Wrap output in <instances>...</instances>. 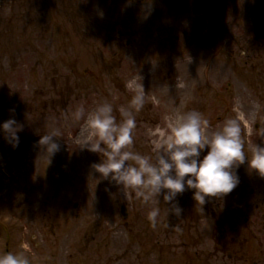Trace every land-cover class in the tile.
I'll list each match as a JSON object with an SVG mask.
<instances>
[{"label": "rangeland", "instance_id": "rangeland-1", "mask_svg": "<svg viewBox=\"0 0 264 264\" xmlns=\"http://www.w3.org/2000/svg\"><path fill=\"white\" fill-rule=\"evenodd\" d=\"M217 4L178 0L157 10L128 0H0V123L14 117L23 124L18 147L0 134V252L23 250L32 264H191L197 250L210 248L198 239L214 231L208 210L215 201L218 218L230 221L228 237L246 242L247 257L257 259L260 175L247 162L232 192L207 199L200 222L182 227L181 217L164 215L161 196V223L153 228L149 206L100 177L92 168L100 154L74 142L78 105L108 99L119 119V106L133 95L128 85L138 81L148 102L137 114L134 150L150 154L157 130L192 109L209 130L238 117L246 150L264 144V108L254 109L264 106V56L254 32L264 0ZM53 127L63 137L55 138L60 150L47 166L37 142ZM191 198L177 197L183 210Z\"/></svg>", "mask_w": 264, "mask_h": 264}, {"label": "clouds", "instance_id": "clouds-1", "mask_svg": "<svg viewBox=\"0 0 264 264\" xmlns=\"http://www.w3.org/2000/svg\"><path fill=\"white\" fill-rule=\"evenodd\" d=\"M182 82L176 87L183 88ZM133 95L126 105L118 108L119 119L113 103L104 99L89 109L81 103L71 113L74 122H82L74 142L80 149L100 154L101 159L92 164L95 172L122 190H131L144 205L149 206L147 219L155 228L161 223V196L167 205L164 215L181 216L179 194L192 189L193 198L205 211L210 197H223L238 186L237 169L247 162V167L264 177V144H249L245 149L242 126L238 117L226 118L223 124L209 130V121L202 112L192 109L170 117L166 128L157 130L151 142L150 154L134 150L137 114L148 102L142 82L128 85ZM264 106L256 103L254 109ZM14 111V109H11ZM23 124L14 117L0 123V134L12 147H18ZM264 136V131L260 133ZM63 137L59 127H53L40 136L38 145L48 156V164L60 150L57 139ZM207 149L205 155L201 153ZM181 231L179 225H170ZM35 238V237H34ZM0 264H32L25 251L0 252Z\"/></svg>", "mask_w": 264, "mask_h": 264}, {"label": "flooded vegetation", "instance_id": "flooded-vegetation-1", "mask_svg": "<svg viewBox=\"0 0 264 264\" xmlns=\"http://www.w3.org/2000/svg\"><path fill=\"white\" fill-rule=\"evenodd\" d=\"M132 5L135 7L140 8H149L153 7L155 9H162L163 7H169L176 4L178 0H128ZM201 4L206 5L209 3V8H215L217 3H222V1L227 5V2L230 0H198ZM220 6V5H219ZM260 24L258 34L255 35L257 38V41L259 43L258 49L256 52L258 53L259 59L260 57L264 56V21ZM256 34V33H255ZM261 62H264V58L260 59ZM264 69V68H263ZM262 130V129H261ZM259 190H260V199L257 203V213H258V240L256 244V251L257 252V259L253 262L250 260V258L247 257V252H245V243L241 240H236L228 237V223L230 221L227 220V218H218L219 212L217 209H220V202L219 204L217 202H212V206H210V209L208 211L210 212V215L213 218V224L214 231L210 232V235L203 238L198 239V245L204 243L205 240H207L209 243L210 248H208L207 251H201L197 250L195 255H197L191 262V264H264V177L260 176V184H259ZM193 191L192 189H188L184 191L182 194H179L178 196H192L191 199H193L191 202H187L183 200V208L184 210L181 213V219H182V227H184V223L188 220L192 219V223L200 222V219H202V216L204 215L203 212L199 211V205L194 203L193 198ZM187 209V210H186ZM205 209V208H204ZM207 210V209H205ZM203 213V214H202ZM193 227V226H192ZM200 227L197 228V232L200 233ZM187 230H184V233H187ZM196 234V230H195ZM233 242H230L232 241ZM186 242H183L181 245H185ZM189 245V244H188ZM182 258L185 261L186 258H189L187 256V253L184 249L182 252ZM190 260V259H189Z\"/></svg>", "mask_w": 264, "mask_h": 264}, {"label": "water", "instance_id": "water-1", "mask_svg": "<svg viewBox=\"0 0 264 264\" xmlns=\"http://www.w3.org/2000/svg\"><path fill=\"white\" fill-rule=\"evenodd\" d=\"M77 206V204H75V207ZM123 215L126 217L127 216V214H126V212H125V209H123Z\"/></svg>", "mask_w": 264, "mask_h": 264}]
</instances>
